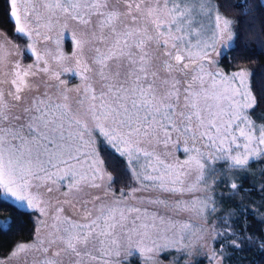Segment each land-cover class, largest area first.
Returning <instances> with one entry per match:
<instances>
[{
	"label": "snow or ice",
	"instance_id": "6c2138e0",
	"mask_svg": "<svg viewBox=\"0 0 264 264\" xmlns=\"http://www.w3.org/2000/svg\"><path fill=\"white\" fill-rule=\"evenodd\" d=\"M121 2L122 9L110 7L109 0H45L42 4L48 13L42 26L49 31L61 23V17L65 21L61 27L66 28L68 19L89 25L95 16L100 35L94 32L93 36L101 44L112 39L106 50L94 48L96 75L105 82L102 87L106 90L97 95L92 85L86 84L77 102L84 105L85 99L89 101L86 112L90 114L91 127L68 103L71 89L61 79L62 72L72 71L75 75L76 69L52 71L45 59L48 53L39 52L34 40L27 45L34 64L8 62V71L0 80V84L9 85L7 93L0 90V211L7 205L19 212L44 216L47 205L38 191L40 187L51 193L49 183L67 181L69 191L81 192L85 188H101L105 179L111 182L112 176L103 167L92 139L93 131L124 158L126 169L138 184L162 193L183 195L206 186L209 180L215 182L222 171L214 167L217 163L239 176L249 171L251 161L264 160V125L257 128L252 119L254 113L249 111H259L251 82L253 73L244 67L227 74L205 71L206 64L218 63L217 58L231 59L232 50L244 39L239 25L248 16L256 19L254 12L264 8V0L255 9L244 0L235 4L230 0L201 4V10L206 8L214 16V27L206 39L190 28L189 0H115L116 5ZM8 5L17 37L31 40L33 32L40 35V25L30 27L27 0H8ZM225 7H234L241 19L234 22L225 16L221 11ZM32 10L35 11L34 6ZM259 32L258 48L264 50V25ZM192 35L197 37L195 43L190 39ZM43 38L52 40L49 35ZM71 38L82 54L89 41L74 33ZM0 40H7L2 29ZM54 43L58 49L55 59H68L59 52V37ZM3 50L4 45L0 44V52ZM72 59L80 69L81 79L86 80L84 73L90 70L87 63L75 53ZM112 61L117 62L115 72L110 70ZM0 63H4L2 56ZM122 66L127 69L124 73L120 71ZM37 73L56 81V92L49 94L45 90L26 103L25 93L33 87L30 77ZM260 103H264V95ZM19 105L24 106V116H12V109ZM174 151L182 152L185 158L180 160ZM193 174L195 183L186 186V177ZM229 187L243 191L236 182ZM107 190L112 191L111 183ZM138 190L133 188L132 192ZM124 195L121 192L120 196ZM93 199L100 203L84 200L77 219L63 216L65 209L58 206L48 225V238H40L41 228L37 226L34 239L16 244L10 258L40 252L41 264H65V260L68 264H113L112 257L117 258L115 264H124L120 259L123 255L142 258L143 264H159V254L178 250L184 234L192 228L183 224L178 239L164 237L165 242L161 243L155 215L147 217L145 211L142 218L140 208L126 206L115 193L109 201L100 196ZM152 202L167 204L159 199ZM175 207L177 211L202 214L209 208L215 211L216 203L205 198L192 201L191 205L177 202ZM238 207L246 210L242 203ZM11 224V220H0V230L10 231ZM170 227L174 229L176 225ZM233 243L239 247L242 241ZM204 247L205 259L220 264L217 250L210 244ZM259 247L264 252V243ZM0 264L4 261L0 260Z\"/></svg>",
	"mask_w": 264,
	"mask_h": 264
},
{
	"label": "rangeland",
	"instance_id": "374dc122",
	"mask_svg": "<svg viewBox=\"0 0 264 264\" xmlns=\"http://www.w3.org/2000/svg\"><path fill=\"white\" fill-rule=\"evenodd\" d=\"M44 2L45 0H27V7L29 8L30 12V27L36 28L37 25H40V27L38 28L40 35H36V33L33 32L31 40H29L27 37H23V43L12 40L8 35L7 40H0V44L4 45L3 52H0V56L4 57V63H0V80L4 79V76L2 74L8 71L9 61L19 60L22 66H27L29 64L35 63V58L30 57V54L27 52V45L31 43L32 40H34L36 42V48L39 52L48 53V55L45 56V59H47L48 65L52 71H61L64 68L76 69L77 74L75 75L72 71L62 72L61 79L66 80V87L71 89V91L68 92V103L72 105V108L74 110H77L79 112V118L82 120H86L91 127L92 121L90 119V114L86 112L89 101L85 99L84 105H80L77 102L82 98V89L86 84H91L95 89L97 95H99L101 91L106 90L102 87L105 82L100 80V78L96 75L97 65L93 63V57L96 55L94 48L99 47L102 51H104L112 43V39L109 37L104 41L103 44H101L93 36L94 32L96 33V36L100 35L99 30L96 28L97 18L95 16L92 17L93 23L89 25H81L76 21L68 19L66 28L61 27V25L65 22L64 18L61 17V23L55 24V27L52 29V31H49L47 28L42 26L48 16V13L42 7V4ZM189 3L190 7L192 8V12L190 14L192 24L190 25V28L193 33L199 32L201 33L202 37L206 39L209 35H211V30L214 27V16H212L206 8L204 10H201L200 5L206 3H212L213 5H215L216 2L214 0H189ZM33 6L35 7V11L32 10ZM109 6H116L122 9L123 3L121 2L119 5H116L115 0H109ZM227 17L234 21L232 17ZM55 19L56 18L53 17V22H55ZM246 25L248 26L249 33L250 27L251 32L254 35L257 34L258 25L255 22L250 21L249 23L247 22ZM234 26L235 23L233 27ZM73 33L76 37L89 41V43L84 45L82 54L78 52L75 47L74 40L71 38ZM44 35L51 36L52 40H44ZM58 37L60 39L59 52L62 53L65 57H68V59L59 62L55 59L58 54V49L57 45L54 43V41ZM190 39H192L193 43H195L197 37L195 35H192ZM8 40H10V43L7 42ZM74 53L79 55L81 60L85 61L90 69L89 71L84 73V75L87 77L86 80L81 79V76L79 74L80 69L77 68L75 61L72 59ZM219 59L220 58H217L218 63L211 65L206 64L205 71H222L227 74L230 72L238 71L240 69L238 68L225 70L220 65ZM116 63V61L110 62V70L112 72L116 71ZM43 66V63H41L40 67ZM33 71H36L35 67L33 68ZM120 71L121 73H124L125 71H127V69L122 66L120 68ZM179 78L181 79V81H183V77ZM30 80L33 87L31 91H27L25 93L26 103H30L34 96L43 93L45 90H47L49 94H54L56 92L55 85L57 82L54 80H48V75L44 73H37V75L30 77ZM46 81L47 83H45ZM180 86L182 88L183 84L181 83ZM8 89V84H0V90H3L5 93H7ZM96 103H99V101H96ZM23 107V105H19L13 108L11 115H19L23 117ZM253 121L257 128L264 125L256 123L254 119ZM13 122L20 123L22 121ZM92 139L96 141V147L100 155L99 147L101 145H106L104 138L97 131H93ZM108 147L110 148V146ZM174 154L180 160H183L185 158V154H183L182 152L174 151ZM255 161L258 162L259 160ZM103 167L105 168L104 163ZM214 167H216L217 169H222V171H220L215 178V182L209 180V183L206 186L201 185L195 192L185 191L183 195L162 193L158 190H153L151 187H142L134 179L132 185L129 188L120 190L118 192L113 190L112 187V191L107 190L109 183H111L107 179L102 182L103 186L101 188H85L81 192H76L75 190L69 191V189L66 187V184L68 183L67 181L59 182L57 184L49 183L47 187L53 188V191L51 193L46 192L45 187H40L38 189L42 198L46 202L47 208L46 214L44 216H41L38 212H36V228L37 226H40V238L47 239V234L51 231V228L48 227V225L52 223L51 217L53 214H55V209L58 206L64 207L65 211L62 214L63 216H69L73 219H77V214L80 211L84 200L92 201L93 203L98 204L100 203V201H94L93 198L95 196H100L101 200L103 201H109L113 198V193H115L116 197H120L125 201L126 206H135L140 208L142 210V218H145L143 216L145 211L147 213V217H151L153 215L157 217L155 222L157 224V229L161 237V243L165 242L163 239L164 237L170 239H178L179 229L181 225L187 223L192 226L191 230L184 234L183 245L180 246L178 250L165 251L159 254V264H195L196 261L200 258H204V264H214V262L205 259L204 254L206 252V247L204 246L206 244H210L212 246V241L215 238L216 234V217H228L233 215L231 206L227 204L223 205V203H225L229 199L230 194L232 197H234L232 194L236 195L235 197L237 198V200H242L243 196V194H241L240 192L230 189L229 184L231 182H236L238 186H240L243 177L248 175L251 178L252 183L258 189H262L264 186V173H260V171L256 173L253 168L249 167L248 172H241L239 176H234L232 175L231 170L223 167L221 163H217L216 165H214ZM107 172L109 171L107 170ZM225 173H228L226 177ZM195 180L196 177L194 174L186 177V186L194 184ZM133 188H137L139 190L133 193ZM121 192L125 194L123 197L120 196ZM65 193H67V195H65ZM245 197L246 199L249 198L247 197V195H245ZM205 198H210L211 200L215 201V211H212L211 208H209L207 212L197 214L195 211L176 210L175 206L177 205V202H182L184 205H191L192 201L205 200ZM157 199L167 201V204L152 202ZM252 199H250V205L253 209L258 210L259 207H264V199ZM63 201H70V203H62ZM89 207L91 208V204L89 205ZM161 220H163L164 223H161ZM41 221H46V223L41 224ZM139 222L140 221H137V223ZM173 224L176 225L174 229L170 227V225ZM129 227H131V224H129ZM33 239L34 235L31 240L20 243H30ZM11 252L5 257H0V260H3L4 264H41V261L43 260V256L40 252H31L27 255H21L17 259L10 258ZM217 254L220 256V264H225L223 257L219 253ZM165 257H167V259H165ZM111 259L113 261V264H115L117 258L112 257ZM120 259L124 260V264H143L142 258H137L136 256H129L125 258L122 255ZM65 264H68L67 260H65ZM90 264H97V262L92 261L90 262Z\"/></svg>",
	"mask_w": 264,
	"mask_h": 264
},
{
	"label": "trees",
	"instance_id": "16d2710c",
	"mask_svg": "<svg viewBox=\"0 0 264 264\" xmlns=\"http://www.w3.org/2000/svg\"><path fill=\"white\" fill-rule=\"evenodd\" d=\"M217 3V0H214ZM241 0H230V3H239ZM250 3L255 9L259 6L260 0H244ZM224 15L232 17L235 21L241 19V13L234 7H225L221 9ZM8 0H0V29H2L12 40L23 43L24 38L17 37L13 32V21L9 15ZM253 16H248L243 24L239 25L240 32L244 35L239 45L231 52V59H219L220 65L225 70L238 69L241 67L248 68L253 76L251 78L254 94L257 96L259 111L251 109L254 113L253 119L256 123L264 124V103H260L261 95H264V50L258 48L261 42V33L259 28L264 25V8L259 12H254ZM253 21L258 25L257 34H253L246 23ZM236 27V24L235 26ZM247 45V46H246ZM100 156L104 161L105 168L111 173V187L116 192L129 188L133 183L131 173L125 167V161L117 153L106 145L99 147ZM256 173H264V160L258 162L252 161L249 165ZM239 191L242 200H237L229 196V199L223 203L231 206L233 215L217 216L216 234L212 241V247L217 250L224 260L225 264H264V252L260 249V244L264 243V207L253 209L250 205V199H262L264 186L258 189L246 175L242 179ZM226 190V189H223ZM247 195V198L245 197ZM241 203L246 206V210H242L238 205ZM0 220H11V230H0V257L7 256L14 246L20 242L32 239L36 229V212H19L5 205L4 210L0 211ZM241 233H243L241 235ZM242 241L239 247H236L233 241ZM204 258H200L195 264H204Z\"/></svg>",
	"mask_w": 264,
	"mask_h": 264
}]
</instances>
